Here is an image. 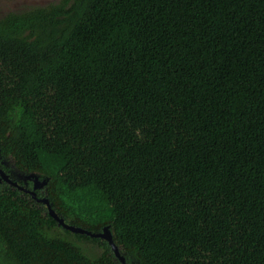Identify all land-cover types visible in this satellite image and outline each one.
Returning <instances> with one entry per match:
<instances>
[{
	"label": "trees",
	"instance_id": "16d2710c",
	"mask_svg": "<svg viewBox=\"0 0 264 264\" xmlns=\"http://www.w3.org/2000/svg\"><path fill=\"white\" fill-rule=\"evenodd\" d=\"M7 5L0 264H264V0Z\"/></svg>",
	"mask_w": 264,
	"mask_h": 264
},
{
	"label": "water",
	"instance_id": "95a60500",
	"mask_svg": "<svg viewBox=\"0 0 264 264\" xmlns=\"http://www.w3.org/2000/svg\"><path fill=\"white\" fill-rule=\"evenodd\" d=\"M32 177H33V175L28 176V178H32ZM2 179H5V180H7V181H9V182H12V181L9 179L8 175L6 174V172L3 171V170L0 168V182L2 181ZM34 182H35V184H34V189H38V188H42V187L45 185V182H46V181H42V180L38 179V176H37V177H34ZM12 184H13V182H12ZM15 185H16V184H15ZM31 194H33V196H35V193H34V192H31ZM41 202H43L44 204L47 205V210H48L49 214H50L53 218H55L56 220H58L59 223H60V225L64 226L66 229H68V230H70V231H72V232L87 233V232L84 231V230H81V229H78V228H75V227H73V226H69L68 224H66V223L64 222V220H63V219H60V218L58 217V215L56 214V212L53 211V210L51 209V207H50V205H49V203H48L47 200L43 199V200H41ZM87 234H88V233H87ZM94 237H96V236H94ZM97 237H101V238H103V239H105V240H108V241L110 242V244H111V246H112L114 252L116 253V256L121 260V262H122L123 264H126L125 258L122 257V256L120 255V252H119L118 247L113 243L112 236H111V234H110L107 230H106L105 232L99 234Z\"/></svg>",
	"mask_w": 264,
	"mask_h": 264
},
{
	"label": "flooded vegetation",
	"instance_id": "af4514ba",
	"mask_svg": "<svg viewBox=\"0 0 264 264\" xmlns=\"http://www.w3.org/2000/svg\"><path fill=\"white\" fill-rule=\"evenodd\" d=\"M23 1L25 0H8V5L6 6L8 9L6 12L15 11V9L23 7ZM2 13H4V11ZM5 14L6 13H4V15Z\"/></svg>",
	"mask_w": 264,
	"mask_h": 264
},
{
	"label": "rangeland",
	"instance_id": "374dc122",
	"mask_svg": "<svg viewBox=\"0 0 264 264\" xmlns=\"http://www.w3.org/2000/svg\"><path fill=\"white\" fill-rule=\"evenodd\" d=\"M42 1H47V0H25V1H23V3H37V2H42ZM14 174V176H17L19 179H22L23 177H25L24 176V174H22V173H16V172H14L13 173Z\"/></svg>",
	"mask_w": 264,
	"mask_h": 264
}]
</instances>
